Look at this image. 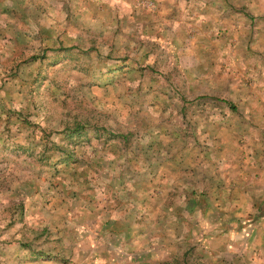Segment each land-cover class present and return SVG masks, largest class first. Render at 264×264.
I'll list each match as a JSON object with an SVG mask.
<instances>
[{"label": "rangeland", "instance_id": "obj_1", "mask_svg": "<svg viewBox=\"0 0 264 264\" xmlns=\"http://www.w3.org/2000/svg\"><path fill=\"white\" fill-rule=\"evenodd\" d=\"M0 264H264V0H0Z\"/></svg>", "mask_w": 264, "mask_h": 264}]
</instances>
